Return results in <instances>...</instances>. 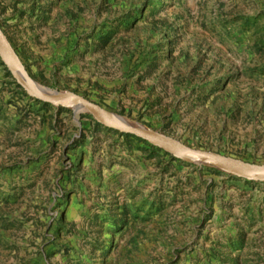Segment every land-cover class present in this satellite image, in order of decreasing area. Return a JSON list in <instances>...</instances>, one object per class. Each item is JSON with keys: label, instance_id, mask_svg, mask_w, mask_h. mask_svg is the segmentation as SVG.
I'll list each match as a JSON object with an SVG mask.
<instances>
[{"label": "rangeland", "instance_id": "374dc122", "mask_svg": "<svg viewBox=\"0 0 264 264\" xmlns=\"http://www.w3.org/2000/svg\"><path fill=\"white\" fill-rule=\"evenodd\" d=\"M0 25L38 83L264 164V0H0ZM97 123L0 57V264H264V182Z\"/></svg>", "mask_w": 264, "mask_h": 264}, {"label": "water", "instance_id": "95a60500", "mask_svg": "<svg viewBox=\"0 0 264 264\" xmlns=\"http://www.w3.org/2000/svg\"><path fill=\"white\" fill-rule=\"evenodd\" d=\"M0 57L11 72L16 82L35 99L54 104L68 106L73 104L77 112L83 110L91 114L100 124L133 134L153 145L169 148L182 157L189 158L199 164H209L244 180L264 182V164L245 161L220 152L191 147L179 139L149 128L142 123L131 121L125 116L108 113L103 107L71 91H59L44 86L31 79L25 72L16 53L0 25ZM18 61V63H17Z\"/></svg>", "mask_w": 264, "mask_h": 264}, {"label": "trees", "instance_id": "16d2710c", "mask_svg": "<svg viewBox=\"0 0 264 264\" xmlns=\"http://www.w3.org/2000/svg\"><path fill=\"white\" fill-rule=\"evenodd\" d=\"M98 125H101L99 122L97 123ZM139 138V137H138ZM141 139V138H140ZM143 140V139H141ZM145 141V140H144ZM246 182H254V181H249V180H246Z\"/></svg>", "mask_w": 264, "mask_h": 264}, {"label": "bare ground", "instance_id": "6f19581e", "mask_svg": "<svg viewBox=\"0 0 264 264\" xmlns=\"http://www.w3.org/2000/svg\"><path fill=\"white\" fill-rule=\"evenodd\" d=\"M17 63H18V61H17Z\"/></svg>", "mask_w": 264, "mask_h": 264}]
</instances>
